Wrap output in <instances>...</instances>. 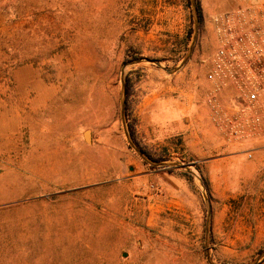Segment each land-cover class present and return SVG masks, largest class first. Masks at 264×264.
I'll return each mask as SVG.
<instances>
[{
  "label": "rangeland",
  "instance_id": "1",
  "mask_svg": "<svg viewBox=\"0 0 264 264\" xmlns=\"http://www.w3.org/2000/svg\"><path fill=\"white\" fill-rule=\"evenodd\" d=\"M197 3L193 54L170 73L195 33L191 0H0V264H250L264 252V134L231 141L227 93L208 78L221 16L264 24V0ZM128 80L137 147L193 174L130 146ZM192 101L217 111L195 146Z\"/></svg>",
  "mask_w": 264,
  "mask_h": 264
},
{
  "label": "built area",
  "instance_id": "2",
  "mask_svg": "<svg viewBox=\"0 0 264 264\" xmlns=\"http://www.w3.org/2000/svg\"><path fill=\"white\" fill-rule=\"evenodd\" d=\"M218 24L221 45L208 78L218 93L236 90L241 101L234 112L222 108L220 125L231 141L253 139L264 134V24L242 12L221 16Z\"/></svg>",
  "mask_w": 264,
  "mask_h": 264
},
{
  "label": "water",
  "instance_id": "3",
  "mask_svg": "<svg viewBox=\"0 0 264 264\" xmlns=\"http://www.w3.org/2000/svg\"><path fill=\"white\" fill-rule=\"evenodd\" d=\"M191 2H192L193 12H194V19H195V33H194V36H193V39H192V43H191V46H190L188 55L186 56V58L184 59V61L181 63V65L179 67L174 68V69H170L169 70L170 73H176V72H178L181 68H183L188 63V61L190 60V57L193 54L194 48L196 46V43H197L198 34H199V30H200V15H199V9H198L197 0H191ZM142 61L152 62V63H155L157 65H160V63L158 61H152L150 59H142V58L135 59L134 61L131 62V64H138V63H141ZM126 99H127V93H126V90H124L123 101H122V116H123V122H124V127H125V131H126V135H127L128 142H129L130 146L144 160L148 161L149 163H151V164H153L155 166H159V167L169 166V167L183 168V169L187 170V172L193 174V172L190 170V168H189L188 165H181V164H178V163H171V164H169V163H161V162L151 161L148 158V156L140 148L137 147V145L134 142L131 134L128 131V126L126 124V105H127ZM85 139L88 142L91 141L90 131H87L85 133ZM206 200H207V202H209V199L208 198H206ZM209 231H210V219L208 220V229H207V232L209 233ZM262 258H264V252H262L261 255L255 261H253L250 264H258L262 260Z\"/></svg>",
  "mask_w": 264,
  "mask_h": 264
},
{
  "label": "crops",
  "instance_id": "4",
  "mask_svg": "<svg viewBox=\"0 0 264 264\" xmlns=\"http://www.w3.org/2000/svg\"><path fill=\"white\" fill-rule=\"evenodd\" d=\"M188 69H190V65H188L187 67ZM227 93V100L226 103L227 105V110L229 112H234L237 105L241 104L240 99L237 97V93L236 90H230V91H226ZM233 99V100H231ZM193 101L191 103H188V106L186 107L188 110V114H190V119L188 122V130H189V138H190V143L192 144V146H195L198 143H202L205 142L207 140V135L202 131V129H205V127H211L208 122L206 121L208 118L209 119H213L216 117L217 115V111L215 107H211V109H200V111L196 110L195 107L192 105ZM219 114V113H218ZM220 115V114H219ZM218 115V117H219ZM212 130L213 127H211ZM253 142V141H252ZM256 154V152H255ZM255 158L257 160H260L258 162V170H262L264 168V163H262L261 160H264L262 156H258V153L256 154ZM261 158V159H260ZM217 161V159H212L210 160V164ZM260 163V164H259ZM171 206H173V202H171ZM160 212H163L162 209H160Z\"/></svg>",
  "mask_w": 264,
  "mask_h": 264
},
{
  "label": "trees",
  "instance_id": "5",
  "mask_svg": "<svg viewBox=\"0 0 264 264\" xmlns=\"http://www.w3.org/2000/svg\"><path fill=\"white\" fill-rule=\"evenodd\" d=\"M187 1H188V5H189V0H187ZM198 9H199V15H200V21H201V10H200L199 4H198ZM192 33H193V29L190 28L187 32L186 37L183 40L186 43V45L189 44L190 39L192 37ZM133 52H135L134 49L130 47L126 53V60H130L131 58H137L138 57V53L133 54ZM132 94H133V90H132L131 82H130V80H128V84H127V110H129V99L131 98ZM186 175L188 177H191L189 174H186Z\"/></svg>",
  "mask_w": 264,
  "mask_h": 264
}]
</instances>
